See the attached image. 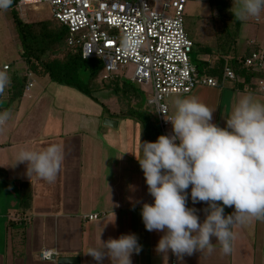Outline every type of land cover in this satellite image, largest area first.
Masks as SVG:
<instances>
[{
    "label": "crops",
    "instance_id": "1",
    "mask_svg": "<svg viewBox=\"0 0 264 264\" xmlns=\"http://www.w3.org/2000/svg\"><path fill=\"white\" fill-rule=\"evenodd\" d=\"M4 66L10 67L5 72L11 83L0 96V112L10 111L11 117L0 128V264H58L60 258H77L79 264H97L86 255L89 248H99L102 241L130 233L138 237L142 246L139 254L133 253L132 264H170V250L167 257L156 251L164 233L147 231L142 220L143 203L154 204V198L148 193L136 158L140 155L128 143L121 149L117 135L103 129L114 127L96 122V131L83 135L80 125L76 129L72 121L68 124L66 119L57 118L58 113H52V110L61 111L55 105L52 108L39 105L38 94L35 97L33 94L32 77L36 75L28 72L25 60L12 64L0 58V71H4ZM254 79L257 81L258 77ZM29 84L33 86L28 90ZM233 89L236 91L234 104L223 103L224 92L208 88L177 98H197L214 110L212 123L225 128L226 119L242 96L251 94L254 100L264 104V94L257 87L246 90L235 83ZM215 94L221 98L219 103L211 102ZM168 104L174 114L175 105L171 106L170 100ZM109 120L116 122L117 118ZM53 144L60 148L61 155L54 183L34 173L29 178L27 162L13 167L21 150L43 151ZM187 195V207L196 209L203 223L208 205L192 202L191 186ZM234 210V207H225L224 214L230 215ZM91 215L98 218L89 220ZM232 231L235 239L231 254L224 255L213 238L215 250L211 254L205 250L184 255L178 258L179 264H257L259 239L264 246V221L260 225L259 220L252 219L235 225ZM43 250L57 252V259L41 260L39 254ZM103 264L114 262L105 258Z\"/></svg>",
    "mask_w": 264,
    "mask_h": 264
},
{
    "label": "clouds",
    "instance_id": "2",
    "mask_svg": "<svg viewBox=\"0 0 264 264\" xmlns=\"http://www.w3.org/2000/svg\"><path fill=\"white\" fill-rule=\"evenodd\" d=\"M12 4L13 0H0V11ZM230 11L240 21L259 20L264 0H238ZM138 43L125 38L122 47L134 50ZM10 83L8 73L0 71V96ZM174 105V114L165 118L173 134L141 143V156H136L154 198V204L142 205L143 223L149 232L164 233L156 251L166 257L169 250L178 258L205 250L211 254L213 238L224 255L231 254L232 228L252 219L264 221V104L251 94L242 96L225 128L212 123L214 110L195 97L177 98ZM10 117V111L0 112V128ZM25 162L29 178L34 173L54 183L61 164L60 148L53 144L43 151L21 150L13 167ZM190 186L192 202L208 205L203 223L197 210L187 207ZM225 207L235 210L226 216ZM141 250L138 237L130 233L102 241L101 247L89 248L86 255L97 264L105 258L114 264H132L133 253Z\"/></svg>",
    "mask_w": 264,
    "mask_h": 264
},
{
    "label": "built area",
    "instance_id": "3",
    "mask_svg": "<svg viewBox=\"0 0 264 264\" xmlns=\"http://www.w3.org/2000/svg\"><path fill=\"white\" fill-rule=\"evenodd\" d=\"M188 1L162 0L158 5L150 0H13L7 11H16L23 17L28 7L48 5L52 19L70 31L68 46L80 51L84 60H101L105 78L133 67L131 83L151 88L147 104L156 113L160 134L172 135V124L165 119L173 115L168 104L171 96L189 95L199 86L218 88L227 82L245 83L229 66L220 79L198 74L191 56L194 43L184 26ZM125 38L138 41V46L125 51ZM245 65L264 71V51L252 54ZM9 69L3 67L4 71ZM32 86L29 84L27 89ZM244 87H257L264 94V75L257 81L251 79ZM57 257L58 253L52 250L39 254L43 261H55ZM170 264H179L171 250Z\"/></svg>",
    "mask_w": 264,
    "mask_h": 264
},
{
    "label": "rangeland",
    "instance_id": "4",
    "mask_svg": "<svg viewBox=\"0 0 264 264\" xmlns=\"http://www.w3.org/2000/svg\"><path fill=\"white\" fill-rule=\"evenodd\" d=\"M152 1L159 5L162 0ZM212 1L189 0L186 4L184 26L190 39L194 43L191 56L195 60V63L200 60L214 62L223 55H227L228 52L230 56L227 58L233 57L236 53L240 55L251 42L260 44L264 51V13L261 14L259 20L249 18L240 21L230 11L238 3V0H231L229 3L230 7L224 10L218 7V5H212ZM14 15L13 11L0 12V58L6 63L17 64V62H23L24 60L22 58V45L18 37V32L15 25H13ZM51 19L52 13L48 5H40L36 9L34 7H28L22 18L27 23L48 21ZM234 41H236L237 46L236 43L233 45ZM207 49L210 50L209 53H207ZM133 70V67H128L125 73H118L117 75L123 80L131 82L130 79L133 75ZM32 80L35 81L33 94L34 97L38 94V104L49 106L50 108L55 105L62 112L52 110V113H58L59 115L55 114L57 118L66 119L68 124L72 121L76 129V125H80L82 134L84 132L92 134L96 131L94 123L97 122L100 126L104 125L105 120L110 119L113 114H121L120 110L124 105L126 106V102H120L111 91L102 90L95 93L94 96L98 99V102H96L73 88L53 83L49 77L39 78L33 76ZM235 83L237 84L236 81L227 82L224 87L215 89L199 86L196 88L197 90L195 89L190 94L204 89L207 90V88L218 93L222 91L224 92L223 103L229 104L230 102L234 104L236 91L233 87ZM136 87L143 93L144 105H147L151 88L146 86ZM44 89L47 90V93H44ZM185 96L183 95V97ZM175 98H177L176 95L169 98L171 106L174 105ZM220 100V96L215 94L211 102L219 103ZM136 103L137 101L133 100V104ZM116 122L118 126L114 127L115 129L111 130L106 127H103V129L117 135L120 140V145L123 146L121 149H125L124 145L128 143L130 149L141 156L140 145L145 142L142 125L130 117L117 118ZM261 223L262 221L259 220L260 225ZM257 248V264H264V246L263 241L260 239L257 242Z\"/></svg>",
    "mask_w": 264,
    "mask_h": 264
},
{
    "label": "trees",
    "instance_id": "5",
    "mask_svg": "<svg viewBox=\"0 0 264 264\" xmlns=\"http://www.w3.org/2000/svg\"><path fill=\"white\" fill-rule=\"evenodd\" d=\"M230 1L213 0L211 3L224 10L230 7ZM13 13L14 25L22 45V56L29 73L38 77H49L53 83L73 88L96 102L98 99L94 96L95 93L102 90L113 92L120 102H126V106L120 110L121 114H113L112 118H133L142 125L145 141L157 140L161 134L156 113L148 104L144 105V95L136 85L120 76L105 78L101 60H84L80 51L68 46L70 31L59 21L51 19L27 23L16 11ZM235 43L236 41L233 45ZM261 50L260 44L251 42L240 55L236 53L227 58L230 56L228 52L214 62L200 60L195 63L193 58L192 62L198 74L217 79L222 77L224 69L229 66L245 79V83L240 84L244 87L251 79L264 75V71H254L245 65L252 54ZM209 52L207 49V53ZM133 100L137 103L133 104Z\"/></svg>",
    "mask_w": 264,
    "mask_h": 264
},
{
    "label": "water",
    "instance_id": "6",
    "mask_svg": "<svg viewBox=\"0 0 264 264\" xmlns=\"http://www.w3.org/2000/svg\"><path fill=\"white\" fill-rule=\"evenodd\" d=\"M104 125L108 127H117L118 123L108 119L105 120ZM58 264H79V260L77 258H60Z\"/></svg>",
    "mask_w": 264,
    "mask_h": 264
}]
</instances>
